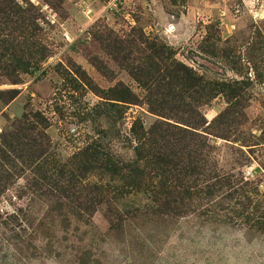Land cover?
<instances>
[{"label": "rangeland", "instance_id": "374dc122", "mask_svg": "<svg viewBox=\"0 0 264 264\" xmlns=\"http://www.w3.org/2000/svg\"><path fill=\"white\" fill-rule=\"evenodd\" d=\"M140 35L166 45L204 81L248 84L230 139L217 138L212 126L199 132L217 173L248 182L241 192L248 200L233 197L257 217L264 209V0H0V135L40 112L56 163L89 144L132 162V123L147 129L158 119L137 80L155 62ZM123 89L132 104L114 100ZM203 103L208 124L227 107L223 95ZM29 170L0 196V264H264V230L247 229L232 211L137 217L112 232L104 206L87 224L68 207L47 215L52 202L32 194Z\"/></svg>", "mask_w": 264, "mask_h": 264}, {"label": "trees", "instance_id": "16d2710c", "mask_svg": "<svg viewBox=\"0 0 264 264\" xmlns=\"http://www.w3.org/2000/svg\"><path fill=\"white\" fill-rule=\"evenodd\" d=\"M139 40L155 62L139 69L137 80L147 88L149 112L158 119L147 129L139 119L132 123L134 160L122 163L100 146L89 144L66 162L56 163L48 156V120L40 112L32 113L16 121L12 131L0 135V196L12 179L24 174L19 172L30 169L27 180L32 194L54 204L49 205L47 215L62 216L61 211L68 207L77 221L87 224L104 206L112 232L137 217H204L211 215L208 213L214 212L213 208L232 211L231 218L240 220L247 229L264 230V209L251 218L250 203L242 201L249 198L241 193L250 189L248 182L235 183L233 176L217 173L207 141L199 132L205 125L212 126L217 138L230 139L237 119L244 116L242 103L248 84L244 80L204 81L178 62L166 45L148 42L142 35ZM262 59L252 61L254 70ZM121 92L112 95L114 100L134 102L128 90ZM219 95L226 97L227 107L208 124L198 103L208 104ZM136 196L140 203L126 207V199ZM215 197H219V204Z\"/></svg>", "mask_w": 264, "mask_h": 264}]
</instances>
